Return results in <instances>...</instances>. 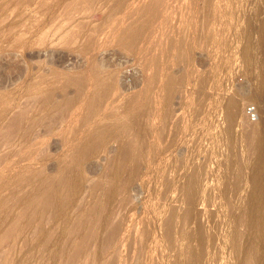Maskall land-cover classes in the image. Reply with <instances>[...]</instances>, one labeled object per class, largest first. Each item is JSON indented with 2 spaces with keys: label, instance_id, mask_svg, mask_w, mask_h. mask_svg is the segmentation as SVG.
<instances>
[{
  "label": "rangeland",
  "instance_id": "374dc122",
  "mask_svg": "<svg viewBox=\"0 0 264 264\" xmlns=\"http://www.w3.org/2000/svg\"><path fill=\"white\" fill-rule=\"evenodd\" d=\"M263 79L264 0H0V262L64 264L67 245L72 264H260L244 134L264 122ZM48 191L56 207L23 225L16 209ZM97 204L104 223L78 246L68 225Z\"/></svg>",
  "mask_w": 264,
  "mask_h": 264
},
{
  "label": "bare ground",
  "instance_id": "6f19581e",
  "mask_svg": "<svg viewBox=\"0 0 264 264\" xmlns=\"http://www.w3.org/2000/svg\"><path fill=\"white\" fill-rule=\"evenodd\" d=\"M264 80V79H263ZM263 84H264V82H263ZM263 86V85H262ZM261 88V87H260ZM263 88H264V86H263ZM263 88H261V89H263ZM259 89V88H258ZM260 90V89H259ZM264 90V89H263ZM261 91V90H260ZM263 92V91H262ZM261 92V93H262ZM53 93L54 92H52L51 93V91H49V92H47V93H44L43 95H42V97H41V102L43 103V104H45V105H49L50 106V108L51 109H60L59 107H60V100H57V99H54V96H53ZM260 93V92H259ZM260 93V94H261ZM258 94V93H257ZM260 94H259V96H260ZM263 94H264V92H263ZM261 97V96H260ZM264 98V97H263ZM229 105H231V106H234V105H237V103H236V101H234V100H232L231 102H229ZM236 112H233V111H228V121L229 122H227L228 124H226V125H223L222 126V129L220 128V131L222 132V130H223V127L225 126V131H224V133L226 132V133H229L230 135H231V132L234 130V129H237V127H239V126H236L235 125V128L233 129V126H234V122H235V120H236ZM225 118V117H224ZM237 118H238V116H237ZM221 122V121H220ZM224 124H225V122H224ZM241 127H243V126H241ZM246 127V126H245ZM249 127V128H248ZM240 128V127H239ZM238 128V129H239ZM244 128V127H243ZM242 129V128H241ZM240 130V129H239ZM238 130V131H239ZM243 130V129H242ZM241 130V131H242ZM246 130V133L244 134L245 135V137H244V135H242V134H240L241 136H243L244 137V139L246 138V140H247V145H249V151H251V154H250V152L249 151H247V149H246V151L247 152H249V154L250 155H253L252 153H254V154H256V159H254L255 161H254V163H253V166H252V168H250L251 169V171H252V173H247V175H251V180H247V181H250V186L248 187V188H250V190H248L249 192H248V196L247 197H249L248 199H249V201L251 202L253 199H254V201H252V203L254 202V204H250L249 202V205L247 204V207L244 209V218H245V221H247V222H251L250 224H251V226H252V228L253 229H255V233L257 234H259L258 235V237L260 238H263L264 239V220H261V219H263L262 218V216H261V218L260 217H258V218H260V220H258L257 219V216L260 214V213H263V208H264V122H262V125L260 124V125H255L254 123H250V124H248L247 125V128L245 129ZM245 130H243V131H245ZM217 131V130H216ZM226 133H225V135H226ZM232 133H235V132H232ZM239 133H241L240 131H239ZM238 133V134H239ZM217 134V133H216ZM221 134V133H220ZM223 134V133H222ZM222 134L220 135V137H222L221 139H223V136H222ZM227 135V136H230V135ZM236 134H237V131H236ZM234 135V134H233ZM226 136V137H227ZM238 137H236V135H235V137L238 139H241L240 138V136L239 135H237ZM219 137V138H220ZM232 137V139H233V136H231ZM231 137L229 138V137H227V139L229 140V142H230V140H231ZM235 138V139H236ZM226 139V140H227ZM237 139L235 140V141H237ZM239 139H238V141H239ZM243 139V138H242ZM241 139V140H242ZM224 141H226L225 139H223ZM222 140V141H223ZM211 141V140H210ZM233 141V140H232ZM237 141V142H238ZM220 142V141H219ZM218 142V143H219ZM228 142V141H227ZM227 142H225V144L227 143ZM234 142V141H233ZM243 142V140L241 141V143ZM217 143V144H218ZM240 142H239V144H241ZM129 144V143H128ZM223 144V143H222ZM228 144H230V145H228V147L230 148V146H231V144L232 143H228ZM235 144H236V142H235ZM221 145V144H220ZM216 146V145H215ZM224 146V145H223ZM226 146H227V144H226ZM226 146H225V150H228V148L226 149ZM237 146H239L238 144H237ZM123 146H121L120 148L122 149V155H118L119 157H121V162L122 163H124L125 164V162L127 161V160H129L131 157H132V155L134 154V147H133V145L131 146H126V147H124V148H122ZM213 147V146H212ZM221 147H222V145H221ZM217 148V149H222V148H224V147H222V148ZM234 147H235V145H234ZM237 148V147H236ZM235 148V149H236ZM209 149H210V147H209ZM232 149V148H231ZM230 149V150H231ZM234 149V150H235ZM239 149H240V147H239ZM219 150V153L221 152ZM234 150H233V152H234ZM239 151V150H238ZM237 151V152H238ZM242 151V150H241ZM207 152V151H206ZM213 152H214V149H213ZM223 152H224V155H225V151H224V149H223ZM233 152H232V155H233ZM209 153H211L210 152V150H209ZM218 153V152H217ZM235 153V152H234ZM238 153H240V152H238ZM207 154H208V152H207ZM213 154V153H212ZM237 154V153H236ZM245 154V153H244ZM247 154V153H246ZM249 154H248V156H249ZM216 155H218V154H216ZM215 155V156H216ZM221 155V154H220ZM219 155V156H220ZM229 155V154H228ZM228 155H226L225 157L227 158V160H228V158L230 159L231 157H228ZM117 156V157H118ZM215 156H214V158H215ZM223 156V155H222ZM231 156V155H230ZM240 155H238V159L239 158H241V157H239ZM114 157H115V155H114ZM253 157V156H252ZM113 158V157H112ZM219 158V157H218ZM237 158V157H236ZM242 158H243V156H242ZM241 158V159H242ZM249 158H251V156L249 157ZM254 158H255V156H254ZM118 159V158H117ZM209 159H211V158H209ZM233 159H234V157H233ZM238 159H236V160H238ZM118 160V161H119ZM223 160V159H222ZM251 160V159H250ZM252 160H253V158H252ZM112 161V160H111ZM113 161H114V159H113ZM223 161H225V160H223ZM229 161H231V163H235V159H234V161L233 160H229ZM233 161V162H232ZM239 161H241V163H242V160H239ZM244 161V160H243ZM116 162V161H115ZM215 162V161H214ZM219 162H221V161H219ZM228 162V161H227ZM253 162V161H252ZM112 163V162H111ZM225 163H226V161H225ZM231 163H230V165H231ZM249 163V162H248ZM118 164V163H117ZM119 164H121V163H119ZM203 164V163H202ZM214 164V163H213ZM224 163L222 162V165H223ZM226 164H228V163H226ZM113 165H114V163H113ZM204 165H205V163H204ZM212 165V164H211ZM216 165V164H215ZM214 165V166H215ZM229 165V166H230ZM235 165V164H234ZM234 165H231V166H234ZM241 165V164H240ZM239 165V166H240ZM246 166V163L244 164H242L241 165V167H243V166ZM251 165V164H250ZM219 166H221V165H219ZM230 166V167H231ZM243 167V168H245L246 169V167ZM202 167H203V165H202ZM201 166L195 171L194 170V173H192L191 175H192V180L191 181H188V182H186L185 184L187 185V187H191L192 189H194L195 190V188H197V185H199V183H200V180L197 178V176L201 173V171L200 170H202L203 168H202ZM205 167V166H204ZM207 167V166H206ZM213 167V166H212ZM228 167V166H227ZM238 167V166H237ZM241 167H239L240 169H241ZM248 167V166H247ZM209 168V167H208ZM224 168V167H223ZM222 168V169H223ZM226 168V167H225ZM233 168V167H232ZM239 168H236V169H238V172H239ZM242 168V169H243ZM228 169V168H227ZM227 169H224L225 171L227 170ZM234 169H235V166H234ZM236 169H235V172H234V174L236 173ZM249 169V170H250ZM233 170V169H232ZM249 170H248V172H249ZM214 171V170H213ZM223 171V170H222ZM230 171H231V169H230ZM229 171V172H230ZM242 171V172H241ZM239 173H242L243 174V170H241ZM193 172V171H192ZM219 173V172H218ZM228 172L226 171V173L225 174H227ZM239 173H237V174H239ZM245 173H246V170H245ZM244 173V174H245ZM224 174V175H225ZM233 174V175H234ZM243 174V175H244ZM221 175H223V174H221ZM229 175V174H228ZM240 176H241V174H239ZM207 176V175H206ZM216 176V175H215ZM237 177H238V175H236ZM57 178H58V180L57 181H59V183H60V186L59 187H61L62 186V188H66L68 185H69V183H70V179H69V177H67V176H63V175H60V176H56ZM225 177H226V175H225ZM228 177V176H227ZM237 177H235V178H237ZM242 178L244 177V176H241ZM247 177V176H246ZM250 177V176H249ZM248 177V178H249ZM55 178V177H54ZM215 178V177H214ZM223 178H224V176H223ZM234 178V177H233ZM240 178V177H239ZM239 178H238V180H239ZM51 179V178H50ZM50 179H49V181H50ZM209 179H210V177H209ZM227 179V178H226ZM224 180V182L226 181V184L227 183H229V181L227 182V180ZM230 179V181H231V179H232V175H231V178H228V180ZM243 179H245V178H243ZM242 179V180H243ZM247 179V178H246ZM245 179V180H246ZM199 180V181H198ZM222 180L223 179H221V182L220 183H222ZM233 180V179H232ZM241 180V181H242ZM244 180V181H245ZM53 181V180H52ZM56 181V182H57ZM235 181H237V180H234V182ZM243 181V182H244ZM232 182V181H231ZM231 182H230V184H231ZM234 182H232V183H234ZM240 182V181H239ZM239 182L237 183V182H235V183H237L236 185L238 186H236L237 188H238V190H239ZM59 183H58V185H59ZM245 183V182H244ZM209 184V183H208ZM224 184V186L226 185L225 183H223ZM241 184V183H240ZM246 184V183H245ZM247 184H249V182L247 183ZM247 184H246V186H247ZM222 185V184H221ZM220 185V186H221ZM228 185V184H227ZM242 185V184H241ZM241 185H240V187H241ZM224 186H222L223 187V189L224 188H229L230 189V187H224ZM231 186V185H230ZM234 186V185H233ZM243 186V185H242ZM245 186V185H244ZM243 186V187H244ZM219 187V186H218ZM232 187V186H231ZM235 187V186H234ZM242 187V188H243ZM58 188V187H57ZM222 189V188H221ZM228 189V190H229ZM243 189H246V187L245 188H243ZM230 190H232V188L230 189ZM234 191H235V189H233ZM238 190H237V192H238ZM242 189H240V191H241ZM225 191V190H224ZM221 192V191H220ZM222 193H223V191H222ZM226 193V192H225ZM229 193V192H228ZM230 193H232V192H230ZM238 193H240V192H238ZM227 194V193H226ZM245 193L243 192V195H244ZM231 195V194H230ZM213 196V195H212ZM233 196H236V194H235V192H234V194H233ZM238 196V195H237ZM236 196V197H237ZM246 196V195H245ZM225 197H227V196H225ZM239 197V196H238ZM261 197H263V199L261 198ZM213 198V197H212ZM227 198H232V197H227ZM235 198V197H234ZM214 199V198H213ZM238 199V198H237ZM244 199V198H243ZM231 200V199H230ZM239 200H242L241 199V197L239 198ZM238 200V201H239ZM261 200V201H260ZM212 201V200H211ZM231 201H233V200H231ZM230 201V202H231ZM237 200H235V202H236ZM237 201V202H238ZM244 201H245V199H244ZM55 197H54V192H50V191H48V192H41V193H39L38 195H32V196H29L28 198H27V200L25 201V203L22 205V206H20L18 209H16V215H17V217H18V219H20V221L22 222V224L23 225H31V224H37L38 226H40L41 227V222H42V220L44 219V217H46V215L51 211V210H53L54 209V207H56L55 206ZM245 203H247V202H245ZM11 204H13V202L11 203ZM14 205V204H13ZM251 205V206H250ZM250 206V207H249ZM12 207V206H11ZM14 207V206H13ZM102 205H99V204H97V205H92V206H88L87 208H85L81 213H79L78 215H77V217L75 218V221H74V223L71 225V226H69L68 225V227L70 228V231H71V233H78L79 232V238L77 239V240H75V244L76 245H83V244H85L86 242H88V240L89 239H92V238H94L97 234H98V231H99V229H100V226L101 225H103V223H104V218H103V216H102ZM10 210H12V208L11 209H1V211H2V214H3V216H2V218L5 220L6 218H7V216L9 215V213L11 212ZM249 213V214H248ZM247 214L248 215H250L249 217L250 218H248V216H247ZM242 215H243V213H242ZM242 215L240 214L239 216V221L240 220H243V217H242ZM260 216V215H259ZM255 217H256V219H255ZM264 217V216H263ZM247 218V219H246ZM246 222V223H247ZM80 226H82L83 227V230L81 231H79L78 230V227H80ZM39 227V228H40ZM38 228V229H39ZM37 229V230H38ZM42 229V228H41ZM117 226H115V227H113L112 229H110L111 231H110V236L112 237V236H114L115 235V233H116V231H117ZM40 230V229H39ZM41 231V230H40ZM50 233V232H49ZM238 233V232H237ZM235 234V233H234ZM233 234V235H234ZM255 234V235H256ZM16 235V233H14V232H12V231H10V232H8L7 233V237H14ZM47 236H48V233L46 234ZM45 235V236H46ZM240 237V236H239ZM238 238V237H237ZM239 239V238H238ZM237 240V239H236ZM252 248H254L253 247V245H251L249 248H248V250H247V252H249V253H252V251H253V249ZM246 251V250H245ZM249 253L248 254H246V255H249ZM254 254V253H253ZM62 255H63V257H64V260H65V262H64V264H72V262L74 261V259H75V257H76V251H73V250H71V248L69 247V246H67V245H65L64 246V248H63V250H62ZM246 255H245V257H246ZM243 256H244V254H243ZM250 256V255H249ZM250 257H252V256H250ZM241 259L243 258V257H240ZM244 259V258H243ZM241 261V260H240ZM63 262V261H62ZM246 262V261H245ZM7 262L3 259L1 262H0V264H6ZM241 263H243V262H241ZM63 264V263H62ZM245 264V263H244ZM247 264H253V261L251 260H249L248 262H247ZM260 264H264V257H262V260L260 261Z\"/></svg>",
  "mask_w": 264,
  "mask_h": 264
},
{
  "label": "built area",
  "instance_id": "2783aa9c",
  "mask_svg": "<svg viewBox=\"0 0 264 264\" xmlns=\"http://www.w3.org/2000/svg\"><path fill=\"white\" fill-rule=\"evenodd\" d=\"M247 112H248L249 116L252 118V120L257 119L258 114H257V110L254 106H248Z\"/></svg>",
  "mask_w": 264,
  "mask_h": 264
}]
</instances>
